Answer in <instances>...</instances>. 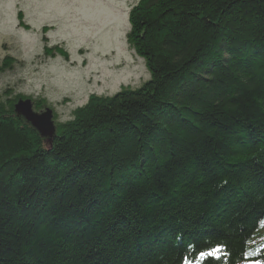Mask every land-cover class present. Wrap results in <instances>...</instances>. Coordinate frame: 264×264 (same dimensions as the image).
I'll return each mask as SVG.
<instances>
[{
    "label": "trees",
    "instance_id": "1",
    "mask_svg": "<svg viewBox=\"0 0 264 264\" xmlns=\"http://www.w3.org/2000/svg\"><path fill=\"white\" fill-rule=\"evenodd\" d=\"M129 22L150 79L92 94L48 147L0 95V264H264V243L247 252L264 230V0H139Z\"/></svg>",
    "mask_w": 264,
    "mask_h": 264
},
{
    "label": "rangeland",
    "instance_id": "2",
    "mask_svg": "<svg viewBox=\"0 0 264 264\" xmlns=\"http://www.w3.org/2000/svg\"><path fill=\"white\" fill-rule=\"evenodd\" d=\"M138 1L0 0V62L6 56L15 59L10 70L0 72V95L10 88L22 100L43 99L45 107L34 103L32 111L50 108L54 122L61 123L92 94L140 87L151 74L127 40L129 13ZM54 122V128L37 129L46 147ZM263 243L260 230L247 252Z\"/></svg>",
    "mask_w": 264,
    "mask_h": 264
},
{
    "label": "water",
    "instance_id": "3",
    "mask_svg": "<svg viewBox=\"0 0 264 264\" xmlns=\"http://www.w3.org/2000/svg\"><path fill=\"white\" fill-rule=\"evenodd\" d=\"M32 104L33 103L30 99L20 100L17 106V111L39 131L51 129L52 109L46 108V110L41 113H34L32 111Z\"/></svg>",
    "mask_w": 264,
    "mask_h": 264
},
{
    "label": "bare ground",
    "instance_id": "4",
    "mask_svg": "<svg viewBox=\"0 0 264 264\" xmlns=\"http://www.w3.org/2000/svg\"><path fill=\"white\" fill-rule=\"evenodd\" d=\"M8 70H10V69H8ZM20 100H22L21 98L20 99H18L16 102H15V104H14V111L16 112V114H20L18 111H17V106H18V103H19V101ZM26 100V99H25ZM31 100V99H30ZM31 102L34 104L35 103V101H32L31 100ZM33 104H32V106H33ZM44 111V110H43ZM55 114H53V111H52V117H51V123H53L54 122V120H55ZM55 124H57L56 122H54ZM53 127H54V125H52ZM56 126V125H55Z\"/></svg>",
    "mask_w": 264,
    "mask_h": 264
}]
</instances>
